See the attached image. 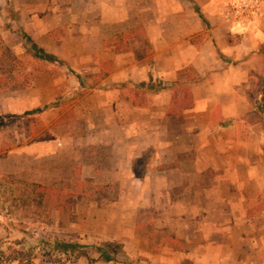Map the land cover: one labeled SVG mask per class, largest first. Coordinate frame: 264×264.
Instances as JSON below:
<instances>
[{
  "label": "crops",
  "instance_id": "1",
  "mask_svg": "<svg viewBox=\"0 0 264 264\" xmlns=\"http://www.w3.org/2000/svg\"><path fill=\"white\" fill-rule=\"evenodd\" d=\"M19 2L24 30L67 66L48 62L29 86L0 90V117L17 118L0 128V176L111 189L72 208L82 237L121 241L130 255L149 238L137 210L180 208L173 236L184 247L160 264H264V131L244 117L264 78V7L234 21L227 0ZM127 31V49L103 46ZM187 67L193 104L170 114ZM63 87L76 96L65 101Z\"/></svg>",
  "mask_w": 264,
  "mask_h": 264
},
{
  "label": "rangeland",
  "instance_id": "2",
  "mask_svg": "<svg viewBox=\"0 0 264 264\" xmlns=\"http://www.w3.org/2000/svg\"><path fill=\"white\" fill-rule=\"evenodd\" d=\"M19 0H1L0 8V48L7 46L11 50L13 57L0 51V76H8L12 80L20 79L28 75L32 78L38 72L47 68L48 62L34 59L23 44L20 37L16 34V26L11 22V14L19 11ZM13 25V27H10ZM20 82V81H19ZM65 89V90H64ZM256 94L250 98L251 109L244 115L250 122L260 123L264 131V78L258 81L255 87ZM64 99L69 101L76 96V93L63 87ZM70 92V93H69ZM255 93V92H254ZM259 95H258V94ZM62 98V97H61ZM69 117L66 111L60 121ZM17 118L11 116L0 117V128L8 124H15ZM31 120L30 118L28 121ZM253 129L249 128V131ZM255 131V130H253ZM264 133V132H263ZM28 180L10 176H0V254L4 256L18 255L26 251L35 254L31 261L26 264H89L87 256L77 255V252L59 253L52 247L56 240L76 242L85 245L84 250L92 257H98L97 248L105 243L112 242L119 244L122 249H118L115 261L97 260L92 264H160L156 255L171 251L172 249L181 250L184 245L181 240L173 235L181 224H175L174 218L177 212L184 209H139L137 210V226L140 234L149 238L146 241H131V246L143 247L146 249L137 251L130 255L124 248V244L118 240H87L85 236L90 233L80 235L81 220L79 219L80 209H73L74 201L80 200V196L86 195L89 199L98 200L101 197H112L111 189H106L100 185L88 184L79 177L66 176L60 180L46 185L55 190L72 193L71 204L68 210L51 209L55 203L52 198L51 206H41L30 191L31 186ZM50 205V204H49ZM262 203L258 201V208ZM81 214V213H80ZM76 224L77 226H74ZM207 226H202L200 231H207ZM192 230V229H191ZM149 253L155 254L151 256ZM155 258L156 261H152ZM184 264H192L190 261ZM0 264H20L18 261H7L0 258ZM168 264H177L175 259H170ZM179 264V263H178Z\"/></svg>",
  "mask_w": 264,
  "mask_h": 264
},
{
  "label": "trees",
  "instance_id": "3",
  "mask_svg": "<svg viewBox=\"0 0 264 264\" xmlns=\"http://www.w3.org/2000/svg\"><path fill=\"white\" fill-rule=\"evenodd\" d=\"M11 1V0H9ZM195 11L199 14L200 18L206 23L204 16L201 13L199 6L194 2ZM20 11L13 12L11 14L10 19L13 20L16 24V34L20 37L23 44L25 45L26 49L31 52L32 57L34 59L44 60L47 62H56L61 66H67V63L64 59L59 57L56 54L46 51L42 46L36 43L31 36L24 30L22 25L20 24ZM11 26H9L10 28ZM133 36V32L127 31L118 34L115 38L104 40L103 46L104 47H111L115 51H123L127 49L128 43L127 40ZM1 50H5V52L9 55V57H13V54L9 47L2 46ZM71 71V70H70ZM43 71L38 72L37 74L42 73ZM35 76V75H34ZM33 76V77H34ZM32 78H29L28 75H23L21 80L20 79H11L8 76H0V90L5 89H15V88H22L29 86L32 83ZM184 80L183 82V79ZM198 79L197 74L195 73L192 67H187L179 72V81H176L175 84L179 85L173 91V106L169 109L170 114L180 113L183 109L189 108L193 104L192 95L190 92V82L195 81ZM20 81V82H19ZM152 89H160L159 87L151 86ZM41 109H35L31 111L25 112V114H30L34 112H39ZM31 192L34 194V198L36 199L37 203L41 206L48 205L51 206L52 198L55 200V203L51 206V209H58V210H68L71 204V198L73 196L72 193H66L64 191L55 190L50 188L41 183H31ZM50 204V205H49ZM56 251L62 254H66L68 252H77V255L87 256L89 264L94 263L97 260L103 261H115L118 253V249L121 250L122 247L117 243L108 242L105 243L103 246L97 248L98 257L90 256L84 248L85 245L76 243V242H67L63 240H56L55 245L52 247ZM18 255L13 256H4L0 254V258L7 261H18L20 264H26L34 258L35 254L26 251L25 253H21L24 251H19Z\"/></svg>",
  "mask_w": 264,
  "mask_h": 264
},
{
  "label": "built area",
  "instance_id": "4",
  "mask_svg": "<svg viewBox=\"0 0 264 264\" xmlns=\"http://www.w3.org/2000/svg\"><path fill=\"white\" fill-rule=\"evenodd\" d=\"M227 5V19L250 20L262 12L264 0H227Z\"/></svg>",
  "mask_w": 264,
  "mask_h": 264
}]
</instances>
